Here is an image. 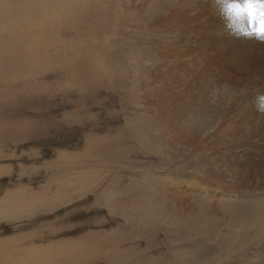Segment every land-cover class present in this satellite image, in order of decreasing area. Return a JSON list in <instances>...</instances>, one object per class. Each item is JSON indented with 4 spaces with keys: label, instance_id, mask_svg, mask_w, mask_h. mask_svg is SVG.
Returning <instances> with one entry per match:
<instances>
[{
    "label": "rangeland",
    "instance_id": "obj_1",
    "mask_svg": "<svg viewBox=\"0 0 264 264\" xmlns=\"http://www.w3.org/2000/svg\"><path fill=\"white\" fill-rule=\"evenodd\" d=\"M28 1L44 6L41 30L0 27V50L29 38L40 54L20 77L0 60V264H264L253 20L229 28L212 0ZM149 187L150 206L117 205L147 202ZM242 219L260 231L236 247Z\"/></svg>",
    "mask_w": 264,
    "mask_h": 264
},
{
    "label": "bare ground",
    "instance_id": "obj_2",
    "mask_svg": "<svg viewBox=\"0 0 264 264\" xmlns=\"http://www.w3.org/2000/svg\"><path fill=\"white\" fill-rule=\"evenodd\" d=\"M0 27L2 24H9L7 29L9 31H16V32H20V31H27V30H31V29H36V30H41L44 26V23H42V20L45 18L44 17V14H45V11H44V6L40 5V4H36V11L34 12V10H32L30 7H31V2L29 3L28 0H14L13 1V6L11 5L12 8H7V6L9 7V3H8V0H0ZM4 4H3V3ZM10 2V1H9ZM40 2V1H39ZM33 3V2H32ZM6 6V7H4ZM30 4V5H29ZM73 5V4H72ZM33 6V5H32ZM43 7L40 11V8ZM76 9V8H75ZM33 11V12H32ZM51 11V10H50ZM56 9L53 7V10L51 12H55ZM33 13L35 14V17L33 19ZM42 13H43V16H42ZM32 16V18H31ZM53 16V15H52ZM52 16L49 18L48 15H46V18H49L50 20H47V22H49V28H54V27H57L56 24L53 22L52 20ZM77 19V18H76ZM33 20V21H32ZM68 20V19H67ZM6 24V25H7ZM5 26V25H4ZM6 31V30H5ZM38 32V31H36ZM6 33V32H5ZM10 33V32H9ZM18 34V33H17ZM33 34V33H32ZM15 35V34H14ZM21 35V34H20ZM34 35V34H33ZM13 36V35H12ZM23 36V35H22ZM25 36V34H24ZM35 36V35H34ZM37 36V35H36ZM21 37V36H20ZM29 37V36H28ZM34 38V37H33ZM18 41V40H17ZM13 39H9L7 43H9L8 47L5 45V49H7V53H4L5 52V49H4V52L3 50L1 49L0 50V53H4L3 57L0 58V60H4L7 62H10L11 65V68L7 69L9 70V73L11 76H19L21 74L24 73V75L27 73L29 74L30 71L29 70H26L27 66H29L28 68H31L33 65H35V60L37 59V54L34 55L35 52H33L32 48L30 46H28V44H31V43H28L29 38L28 40H26L27 42H25L24 44L27 45L25 47V45H23V43L21 44L20 42H17ZM21 41V40H20ZM34 41V39L32 40ZM30 41V42H32ZM23 42V40L21 41ZM16 44L17 47L15 46ZM34 44V43H33ZM12 45H14V48L13 49H9L10 47H12ZM38 45V44H37ZM2 46V45H1ZM12 50V51H11ZM41 59V58H40ZM36 65H38L36 63ZM26 67V68H25ZM3 64L0 62V74H3V72L5 73V69H6ZM33 68V67H32ZM6 69V70H7ZM23 69V70H22ZM25 69V70H24ZM18 78V77H17ZM7 81V82H6ZM0 82L3 83V85L5 83H9L8 80L6 79V77H3L2 76V79H0ZM179 140V139H178ZM186 140V139H185ZM191 142H194L193 140H190ZM196 142V140H195ZM197 143V142H196ZM242 157V156H241ZM246 159V158H245ZM248 160V159H247ZM248 162V161H247ZM251 165L253 164L254 167L253 168H256L257 169V172L259 174H261L264 170V167L261 166V164L257 165L255 164L253 161L250 162ZM252 165V166H253ZM251 171H245L241 174V179L244 180V182L242 181V183H244V186L243 188H246L245 190L247 189H250V187H252L250 184H249V178H251ZM223 175H218L216 176L217 178H221ZM123 178V177H122ZM241 183V184H242ZM240 184V186H241ZM254 185V183H253ZM238 186V185H237ZM242 187V186H241ZM240 187V188H241ZM244 193V191H242ZM147 195H152L151 194V191H150V187L148 189V191L145 192ZM166 194V193H165ZM241 194V193H240ZM130 199V198H129ZM209 205H207L206 208H208ZM218 207L220 210H223L225 211L223 213L224 217L227 216L229 213H230V216H231V222L234 223V221H232L234 218L238 217V211L235 210L236 209V205L233 203V202H223L221 203V207H220V204H218ZM157 208V207H156ZM264 208V207H263ZM140 209V208H139ZM228 210V212H227ZM201 215H202V212H201ZM207 218V217H206ZM239 218V217H238ZM237 219V218H236ZM241 219V218H240ZM243 220V225L240 224V226L237 227V229L233 232V237L230 239L231 241V245H233L232 243L235 241L236 244H243V241L242 240H245V237H247V235L250 233H244V231L246 229H248L249 227L253 228H257L256 226L254 225H250V224H247L248 222L245 220V219H242ZM262 220V219H261ZM238 221V219H237ZM241 221V220H239ZM263 221V220H262ZM230 223V222H229ZM236 223V222H235ZM261 221H258V224H260ZM233 225V224H232ZM263 225H261L262 227ZM242 229V231H241ZM259 229V228H257ZM251 230V229H250ZM253 230V229H252ZM251 230V231H252ZM247 231V230H246ZM260 231V229H259ZM233 240V242H232ZM247 241V239H246ZM258 241H259V238H258ZM250 242V241H248ZM242 246V245H241ZM237 247V246H236ZM234 250V249H233Z\"/></svg>",
    "mask_w": 264,
    "mask_h": 264
},
{
    "label": "clouds",
    "instance_id": "obj_3",
    "mask_svg": "<svg viewBox=\"0 0 264 264\" xmlns=\"http://www.w3.org/2000/svg\"><path fill=\"white\" fill-rule=\"evenodd\" d=\"M214 14L223 19L226 26L233 28L237 21L251 18L258 27L256 39L264 41V16L260 15V7L249 0H212Z\"/></svg>",
    "mask_w": 264,
    "mask_h": 264
},
{
    "label": "crops",
    "instance_id": "obj_4",
    "mask_svg": "<svg viewBox=\"0 0 264 264\" xmlns=\"http://www.w3.org/2000/svg\"><path fill=\"white\" fill-rule=\"evenodd\" d=\"M144 176H143V175ZM120 176H119V178H120V182H117V183H120L121 184V179H125L124 178V176H122V174H119ZM123 175H125V174H123ZM140 175L141 176H138L140 179H142V180H144V179H147V180H149L150 178H153V175L151 174V173H140ZM146 175V176H145ZM121 177H123V178H121ZM149 178V179H148ZM148 185H150V184H148ZM120 187V185L119 184H117V187ZM122 196L121 195H118V199H117V201H116V203H117V205L119 206H126V207H135V208H133V209H131V211L132 212H135V211H140L141 209H139V208H141V207H148V206H150V204L151 203H153V201L154 200H151V197H150V195L148 196L150 199L147 201V202H145V200H147L145 197L144 198H141L140 199V201H139V203H137L138 205L137 206H134L133 204H131L130 203V200H124L123 198H121ZM156 202V201H155ZM122 211L124 212V209H122ZM138 220H136V222H137ZM103 237L105 238V239H108L106 242L107 243H109V242H113L114 243V241H116L115 239L113 240L112 239V236L111 235H103ZM104 246V249L105 250H107V246L105 247V245H103ZM93 249V248H92ZM94 251V250H93ZM98 254H95V256H97ZM108 264V263H107Z\"/></svg>",
    "mask_w": 264,
    "mask_h": 264
},
{
    "label": "snow or ice",
    "instance_id": "obj_5",
    "mask_svg": "<svg viewBox=\"0 0 264 264\" xmlns=\"http://www.w3.org/2000/svg\"><path fill=\"white\" fill-rule=\"evenodd\" d=\"M250 3H255L261 9L260 15L264 16V0H249ZM262 106H264V97H261Z\"/></svg>",
    "mask_w": 264,
    "mask_h": 264
}]
</instances>
